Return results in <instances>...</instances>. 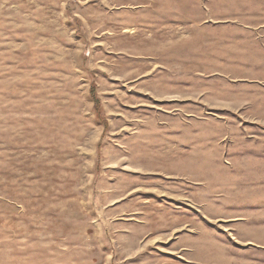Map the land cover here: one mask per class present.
<instances>
[{
    "label": "rangeland",
    "instance_id": "374dc122",
    "mask_svg": "<svg viewBox=\"0 0 264 264\" xmlns=\"http://www.w3.org/2000/svg\"><path fill=\"white\" fill-rule=\"evenodd\" d=\"M0 264H264V0H0Z\"/></svg>",
    "mask_w": 264,
    "mask_h": 264
},
{
    "label": "trees",
    "instance_id": "16d2710c",
    "mask_svg": "<svg viewBox=\"0 0 264 264\" xmlns=\"http://www.w3.org/2000/svg\"><path fill=\"white\" fill-rule=\"evenodd\" d=\"M95 85H93V89L91 91V93L93 94V96H95ZM95 112L98 116V118L101 120L102 119V116H101V108H100V105H99V101L95 99Z\"/></svg>",
    "mask_w": 264,
    "mask_h": 264
}]
</instances>
